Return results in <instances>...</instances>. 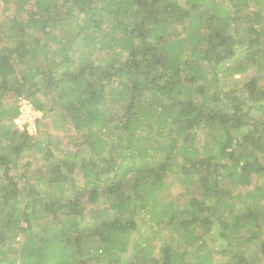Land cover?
<instances>
[{"label":"trees","instance_id":"obj_1","mask_svg":"<svg viewBox=\"0 0 264 264\" xmlns=\"http://www.w3.org/2000/svg\"><path fill=\"white\" fill-rule=\"evenodd\" d=\"M1 2L0 264H264V0ZM23 104L72 150L18 127Z\"/></svg>","mask_w":264,"mask_h":264},{"label":"rangeland","instance_id":"obj_2","mask_svg":"<svg viewBox=\"0 0 264 264\" xmlns=\"http://www.w3.org/2000/svg\"><path fill=\"white\" fill-rule=\"evenodd\" d=\"M4 10V6L3 3L0 0V27H2V29L7 28V23L5 24L4 20H6V12H3ZM9 14H11V11H9ZM8 15V14H7ZM7 21V20H6ZM253 69H248L246 70V72L244 73H240V74H236V73H230V74H222L221 75V84H222V88L224 90H231V89H239L243 86L244 83H246L252 76H253ZM118 106H113L112 110H118ZM40 116V113H39ZM23 117V116H22ZM25 119H29V116H24ZM27 120H22L21 122H18L17 125H19L18 127H21ZM46 124L44 126H40V128H36L35 126L33 127V123H31L29 125V131L28 133H30L32 136H35L36 139L38 141H45L46 137H50V139L54 140L55 144H58V147H62V149L64 150H68L71 149L72 150V141L74 137V132L73 129H71L72 132H66L65 127H68L66 125H59L57 123H53V121L46 120ZM62 124V122H61ZM59 125V126H58ZM55 127H57L55 129ZM48 133L49 135H47L46 133ZM72 135V136H70ZM69 136V138H68ZM49 139V138H48ZM204 142V135L203 133L198 134L195 142H194V146H196L201 152H202V145ZM73 152V151H72ZM75 160V159H74ZM17 163L15 166H11V171L9 172V175L11 177L17 178L20 180V176L23 174L26 175V170L31 173L32 171H35V169L44 167L46 165V162H44V157H43V153L42 152H32L30 155H21L17 160ZM26 163H29V165H26ZM2 174V168L0 170V175ZM74 179L77 181V183H81L82 182V178L80 174H76L74 176ZM20 185L22 186V183L24 182V179L22 178V180H20ZM173 180L172 178H167V180L165 181V184L167 185V189L163 190V192L160 193V204L166 205L167 203L171 202L173 199H175V197H180L181 192L184 190L183 185L181 183L178 182H174L172 183ZM187 201V199H186ZM143 217V216H142ZM141 219V216L139 217L138 221ZM140 222H138L139 224ZM40 224H42V222H40ZM141 224V223H140ZM147 230V227H141L140 230L137 232V234L139 235L140 233H144ZM168 233V232H167ZM145 234H147L145 232ZM164 235H166V233H160V237L158 236V238L154 241V243H151L149 246V250L152 256L156 257L159 255V247L161 246L162 242L164 241ZM138 236L135 234L132 235V238L130 243L128 244V249H132V244H133V239L137 238ZM171 245H173V249L177 250V244L175 245V243L173 242ZM141 250H144V247L141 246L140 248ZM192 250V249H191ZM179 251L180 248H179ZM190 251V249L188 250ZM148 252V250H147ZM247 253L248 256L251 258H261V244L260 242L251 244L248 246L247 249ZM6 255L8 256V258H12V253L10 252V250H7ZM129 256V254H128ZM219 262V261H218ZM13 264H20V260L18 259L17 262L13 263Z\"/></svg>","mask_w":264,"mask_h":264},{"label":"built area","instance_id":"obj_3","mask_svg":"<svg viewBox=\"0 0 264 264\" xmlns=\"http://www.w3.org/2000/svg\"><path fill=\"white\" fill-rule=\"evenodd\" d=\"M23 116V117H22ZM24 116H29V119H25ZM38 115L35 113H33V111L31 110V106L27 105V104H23L22 109H21V114L19 116V118L16 120V124H18V122H21L23 119L27 120L26 122L22 123L27 124L28 126L33 123V120L37 117ZM34 127V124H33Z\"/></svg>","mask_w":264,"mask_h":264},{"label":"clouds","instance_id":"obj_4","mask_svg":"<svg viewBox=\"0 0 264 264\" xmlns=\"http://www.w3.org/2000/svg\"><path fill=\"white\" fill-rule=\"evenodd\" d=\"M36 114L39 116V114L36 112ZM19 126V125H18ZM23 126V125H22ZM24 126L27 127V130L29 131V126L27 124H24Z\"/></svg>","mask_w":264,"mask_h":264}]
</instances>
